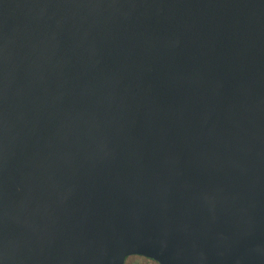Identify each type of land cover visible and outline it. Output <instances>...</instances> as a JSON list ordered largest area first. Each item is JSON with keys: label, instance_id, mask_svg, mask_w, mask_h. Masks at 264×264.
I'll return each instance as SVG.
<instances>
[{"label": "water", "instance_id": "obj_1", "mask_svg": "<svg viewBox=\"0 0 264 264\" xmlns=\"http://www.w3.org/2000/svg\"><path fill=\"white\" fill-rule=\"evenodd\" d=\"M264 264V0H0V264Z\"/></svg>", "mask_w": 264, "mask_h": 264}, {"label": "rangeland", "instance_id": "obj_2", "mask_svg": "<svg viewBox=\"0 0 264 264\" xmlns=\"http://www.w3.org/2000/svg\"><path fill=\"white\" fill-rule=\"evenodd\" d=\"M125 264H160L156 260L140 255H131L127 257Z\"/></svg>", "mask_w": 264, "mask_h": 264}]
</instances>
